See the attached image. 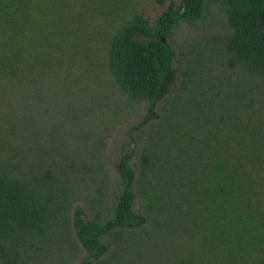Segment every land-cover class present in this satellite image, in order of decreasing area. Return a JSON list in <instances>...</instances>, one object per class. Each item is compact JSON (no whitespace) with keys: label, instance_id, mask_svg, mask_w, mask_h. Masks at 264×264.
<instances>
[{"label":"trees","instance_id":"16d2710c","mask_svg":"<svg viewBox=\"0 0 264 264\" xmlns=\"http://www.w3.org/2000/svg\"><path fill=\"white\" fill-rule=\"evenodd\" d=\"M208 2L228 32L178 75ZM138 5L0 0V264H264V0ZM120 100L146 106L107 207Z\"/></svg>","mask_w":264,"mask_h":264},{"label":"rangeland","instance_id":"374dc122","mask_svg":"<svg viewBox=\"0 0 264 264\" xmlns=\"http://www.w3.org/2000/svg\"><path fill=\"white\" fill-rule=\"evenodd\" d=\"M138 13L150 25L154 26L159 16L165 13L169 5L177 7L180 0H138ZM225 16L221 8L215 2H208L205 6L201 18L194 25H187L178 22L172 30L171 36L167 39L173 51V59L171 66L179 73L187 66H192L193 62H205L206 66H210L212 60L218 53L220 40L228 32ZM229 29V28H228ZM200 65L199 63H196ZM120 114L118 115V125L111 130L107 140V148L105 150L107 161L102 165L105 175L108 177L105 187L100 191L101 196L106 199L103 205L109 207L113 197L116 196L121 189V185L113 163L117 161L121 154L128 151H134V146L130 145L129 136L137 135L134 126L141 120L145 113V104L142 102H131L129 100H120ZM134 156L130 160H134ZM92 193V192H91ZM91 195H94L91 194ZM85 215L90 218L83 203H78ZM133 210L137 212L138 207L134 206ZM77 261L75 262V264Z\"/></svg>","mask_w":264,"mask_h":264},{"label":"water","instance_id":"95a60500","mask_svg":"<svg viewBox=\"0 0 264 264\" xmlns=\"http://www.w3.org/2000/svg\"><path fill=\"white\" fill-rule=\"evenodd\" d=\"M161 41H162V40H161ZM88 260H93V258H90V259H88ZM85 262H87V260H86Z\"/></svg>","mask_w":264,"mask_h":264}]
</instances>
